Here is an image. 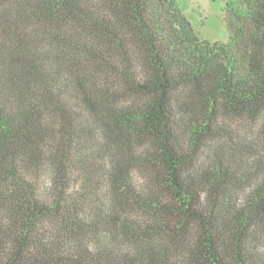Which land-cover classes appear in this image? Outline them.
<instances>
[{"label": "trees", "instance_id": "trees-1", "mask_svg": "<svg viewBox=\"0 0 264 264\" xmlns=\"http://www.w3.org/2000/svg\"><path fill=\"white\" fill-rule=\"evenodd\" d=\"M227 14L0 0V264H264V0Z\"/></svg>", "mask_w": 264, "mask_h": 264}, {"label": "rangeland", "instance_id": "rangeland-1", "mask_svg": "<svg viewBox=\"0 0 264 264\" xmlns=\"http://www.w3.org/2000/svg\"><path fill=\"white\" fill-rule=\"evenodd\" d=\"M232 0H179L194 30L209 42H225L229 38L227 5ZM238 132L251 136L258 125L239 122Z\"/></svg>", "mask_w": 264, "mask_h": 264}]
</instances>
